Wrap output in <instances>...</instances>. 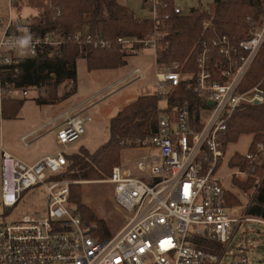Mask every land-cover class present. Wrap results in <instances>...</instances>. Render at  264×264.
Returning a JSON list of instances; mask_svg holds the SVG:
<instances>
[{
  "label": "built area",
  "instance_id": "obj_1",
  "mask_svg": "<svg viewBox=\"0 0 264 264\" xmlns=\"http://www.w3.org/2000/svg\"><path fill=\"white\" fill-rule=\"evenodd\" d=\"M10 2L11 9L16 8L18 0ZM145 3L156 18L160 0ZM189 14L174 3L173 16ZM207 25L203 23V28ZM20 29L30 31L34 37L35 46L28 58L40 47L56 51L69 41L98 50L111 45L91 37L87 29L68 36L36 35L21 15L0 18V43L19 34ZM158 39L159 34L154 32L141 40L119 38L115 43L129 47L132 53L136 45L150 48L156 57ZM263 45L264 20L237 45L226 35L203 41L196 73L184 71L179 63L165 70L156 67L152 94L159 101L156 131L133 145L120 143L122 152L131 154L112 169L107 182L125 223L107 239L96 236L97 226L70 208L71 182L51 179L65 170L63 151L85 136L92 120L88 114L66 118L57 130L61 152L31 165L2 153L0 205L12 209L25 191L39 185L46 189L47 198L43 216H24L0 225V264H249L246 249L233 244V239L243 224L264 221L245 213L234 215L226 204V190L217 172L225 159L222 137L228 121L241 105L264 102V91L259 85L241 89ZM18 64L13 52L0 49V74ZM131 76L143 78L140 69L133 70ZM181 82H191L189 86L207 107L201 110L198 125L187 104L172 109L168 105L170 93ZM30 92L45 95L43 87L17 88L0 77V100L17 99V95L27 98ZM256 150L245 154L244 159L260 166L264 164V146L259 144ZM258 185L256 182L255 191Z\"/></svg>",
  "mask_w": 264,
  "mask_h": 264
},
{
  "label": "trees",
  "instance_id": "obj_2",
  "mask_svg": "<svg viewBox=\"0 0 264 264\" xmlns=\"http://www.w3.org/2000/svg\"><path fill=\"white\" fill-rule=\"evenodd\" d=\"M21 1L18 0V3ZM27 3L38 11L34 22L29 23V28L36 35L68 36L87 29L91 37L111 43L104 50L93 49L88 45L79 47L70 41L56 51L40 47L32 58H26L0 74L1 81L13 83L17 88L43 87L45 95L39 93L34 99L39 105L64 100L75 93L78 59L85 60L88 71L116 70L122 67L127 54L115 43L119 38L141 40L157 32L156 67L165 70L173 63H179L183 65L184 71L196 73V59L203 41L226 35L232 44L237 45L249 37L251 29L262 25L264 15V0H212L205 8L199 6L191 14L182 17L172 15L174 0H160L158 16L149 20L135 18L117 0H27ZM203 23H208L206 28H203ZM132 50L138 53L141 48L136 45ZM190 83L181 82L170 93L168 105L172 109L187 104L194 124L198 125L200 112L207 107L197 98ZM257 85L264 91V45L244 77L241 89L248 90ZM59 87L64 90L58 94ZM25 101L26 98H2L1 119L16 118ZM158 102L156 96L141 95L122 107L109 120L107 142L93 152L80 147L76 153L65 154V170L51 178L71 182L68 202L75 206V212L83 220L97 226L95 235L101 239H107L113 234L104 220L98 219L81 203L76 190L81 182L104 181L109 178L112 169L120 162L121 142L133 145L138 140L154 135ZM245 135L252 136L248 149L251 153H256L257 145L264 146V102L243 104L236 110L223 134V149L226 150L229 144L236 143ZM228 165L248 172L246 182L238 186L243 191L253 186L255 177L261 178L245 214L264 221V164L256 166L243 156L233 155Z\"/></svg>",
  "mask_w": 264,
  "mask_h": 264
},
{
  "label": "rangeland",
  "instance_id": "obj_3",
  "mask_svg": "<svg viewBox=\"0 0 264 264\" xmlns=\"http://www.w3.org/2000/svg\"><path fill=\"white\" fill-rule=\"evenodd\" d=\"M117 1L134 13L137 19L149 20L153 18L150 8L146 3L144 4L147 0ZM211 2L212 0H174L175 5L182 8L187 14L199 6L205 8ZM14 7L16 8L11 9L10 0H0V18L4 16L14 18L21 15L23 22H34L38 11L32 9L27 0L17 2V6ZM157 9L156 17L158 16ZM1 35L0 32V37ZM122 49L127 54L125 64L116 70L88 71L85 60L78 59L76 61V91L68 98L39 105L34 100L38 97V92H30L16 118L1 119L0 117V168L2 152L9 153L14 160L30 165L39 156L63 151V147L56 141V132L62 127V124H59L61 120L52 126L45 128L42 126L50 118L82 101H88L84 108L92 118V123L89 124L83 141L72 144L63 152L73 154L80 147L93 152L107 142L109 120L138 96L152 95L155 91L153 86L156 74L155 52L146 47L136 54L132 53L129 47ZM135 69H140L143 74L142 79L130 77ZM63 90V87H59L58 94ZM16 98L21 99L18 95ZM40 128L41 130L38 131ZM34 131L38 132L21 139L24 135ZM251 141L252 136L245 135L241 136L236 143L229 144L225 150V159L217 172V176L222 178L226 194L229 195L227 196L228 207L237 216L245 213L246 207L256 192V182L260 184L261 178L255 177L250 189L241 190L239 187L246 182L249 174L241 171L237 166H229L228 161L233 155L244 158L245 154H251V151H248ZM120 154L121 158L118 164L125 162L131 153L121 150ZM261 158H264V155ZM135 176L141 177L139 174ZM76 193L79 194L81 203L85 207L98 219L104 220L111 234L114 235L124 226V214L118 211L114 205L113 188L107 179L81 182ZM46 198V189L39 185L25 191L19 203L12 209L7 210L0 205V225L19 220L24 216H43L46 211ZM69 206L75 208L72 203H69ZM233 244L241 245L246 249L249 264H264V252L260 250V247L264 246V224H243L234 237Z\"/></svg>",
  "mask_w": 264,
  "mask_h": 264
},
{
  "label": "clouds",
  "instance_id": "obj_4",
  "mask_svg": "<svg viewBox=\"0 0 264 264\" xmlns=\"http://www.w3.org/2000/svg\"><path fill=\"white\" fill-rule=\"evenodd\" d=\"M34 37L30 31L19 30V34H13L11 38L0 43V49L13 52L17 57V62H22L28 58L34 48ZM7 62V58H5Z\"/></svg>",
  "mask_w": 264,
  "mask_h": 264
},
{
  "label": "crops",
  "instance_id": "obj_5",
  "mask_svg": "<svg viewBox=\"0 0 264 264\" xmlns=\"http://www.w3.org/2000/svg\"><path fill=\"white\" fill-rule=\"evenodd\" d=\"M124 6V5H123ZM133 15H134V13H133ZM135 17V16H134ZM88 101H82V102H79V103H77V104H75L74 106H72L70 109H68V110H66V111H64L63 113H61V114H59V115H56V116H54V117H52V118H50V120L45 124V125H43L42 127H47V126H52V124H54L55 122H58V121H60L61 120V122L59 123V124H62L63 125V123L66 121V118H68V117H71V116H74V115H76V114H81V113H85V114H87L85 111V108H84V105L87 103ZM92 119V118H91ZM90 123H92V120H91V122ZM89 123V124H90ZM89 124H87V128H88V126H89ZM41 127V128H42ZM41 128L38 130V131H40L41 130ZM87 128H86V132H87ZM38 131H34V132H30V133H28L27 135H24L21 139H24L25 137H30L33 133H35V132H38ZM86 135V134H85ZM85 137V136H84ZM84 137L82 138V140L80 141V142H82L83 141V139H84ZM57 141V140H56ZM79 143V142H78ZM69 148V147H68ZM67 148V149H68ZM2 153H6V154H8L9 156H10V154L9 153H7V152H2ZM57 153V152H56ZM56 153H49V154H44V155H42V156H39L38 158H36L31 164H34L35 162H37L38 160H40V159H42V158H45V157H48V156H52V155H54V154H56ZM11 157V156H10ZM12 158V157H11ZM18 161V160H17ZM30 164V165H31Z\"/></svg>",
  "mask_w": 264,
  "mask_h": 264
},
{
  "label": "water",
  "instance_id": "obj_6",
  "mask_svg": "<svg viewBox=\"0 0 264 264\" xmlns=\"http://www.w3.org/2000/svg\"><path fill=\"white\" fill-rule=\"evenodd\" d=\"M263 20H264V15H263ZM257 104V103H255ZM260 250L264 252V246L260 247Z\"/></svg>",
  "mask_w": 264,
  "mask_h": 264
}]
</instances>
